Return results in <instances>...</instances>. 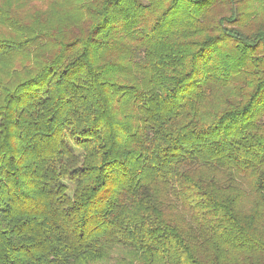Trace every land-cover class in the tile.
Returning <instances> with one entry per match:
<instances>
[{
  "label": "trees",
  "instance_id": "16d2710c",
  "mask_svg": "<svg viewBox=\"0 0 264 264\" xmlns=\"http://www.w3.org/2000/svg\"><path fill=\"white\" fill-rule=\"evenodd\" d=\"M0 264H264V0H0Z\"/></svg>",
  "mask_w": 264,
  "mask_h": 264
}]
</instances>
